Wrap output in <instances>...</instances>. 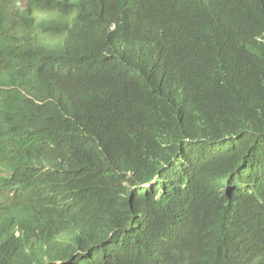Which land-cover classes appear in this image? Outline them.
<instances>
[{
    "label": "trees",
    "instance_id": "obj_1",
    "mask_svg": "<svg viewBox=\"0 0 264 264\" xmlns=\"http://www.w3.org/2000/svg\"><path fill=\"white\" fill-rule=\"evenodd\" d=\"M46 6L0 27V264H264V0Z\"/></svg>",
    "mask_w": 264,
    "mask_h": 264
},
{
    "label": "clouds",
    "instance_id": "obj_2",
    "mask_svg": "<svg viewBox=\"0 0 264 264\" xmlns=\"http://www.w3.org/2000/svg\"><path fill=\"white\" fill-rule=\"evenodd\" d=\"M52 1L58 9L64 11L65 17L70 21L74 16L72 1L76 0H1L0 3V23L5 36L16 45H26L36 42L39 37V27L47 24L53 17L48 11L46 3ZM87 0H83L85 2ZM259 40V39H258ZM0 107L10 115L15 113L22 98L26 97L34 102L38 88L33 84L21 86L17 83L10 85H0ZM6 173L0 167V203L10 199L12 192L5 186L4 179ZM37 232L36 230H34ZM18 235V232H15ZM39 236L34 237L38 240Z\"/></svg>",
    "mask_w": 264,
    "mask_h": 264
},
{
    "label": "bare ground",
    "instance_id": "obj_3",
    "mask_svg": "<svg viewBox=\"0 0 264 264\" xmlns=\"http://www.w3.org/2000/svg\"><path fill=\"white\" fill-rule=\"evenodd\" d=\"M127 1V0H126Z\"/></svg>",
    "mask_w": 264,
    "mask_h": 264
}]
</instances>
